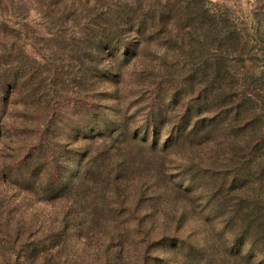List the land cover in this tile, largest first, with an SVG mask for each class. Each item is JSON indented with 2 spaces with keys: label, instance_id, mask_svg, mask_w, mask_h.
Returning a JSON list of instances; mask_svg holds the SVG:
<instances>
[{
  "label": "rangeland",
  "instance_id": "374dc122",
  "mask_svg": "<svg viewBox=\"0 0 264 264\" xmlns=\"http://www.w3.org/2000/svg\"><path fill=\"white\" fill-rule=\"evenodd\" d=\"M208 1L241 29L256 59L246 66L264 80V0ZM31 3L0 0V66L27 75L14 88L0 73V264H248L227 255L234 235L188 170L190 158L210 149L161 152L193 94L181 68L197 66L195 56L186 60L173 42L168 48L163 31L143 41L123 35L130 55L97 51L92 37L63 32ZM29 73L37 75L32 89ZM159 116L171 124L157 139L146 125ZM114 131L127 142L112 143ZM118 145L136 161L115 158ZM79 172L83 182L47 190L56 173ZM192 185L199 188L190 192Z\"/></svg>",
  "mask_w": 264,
  "mask_h": 264
},
{
  "label": "trees",
  "instance_id": "16d2710c",
  "mask_svg": "<svg viewBox=\"0 0 264 264\" xmlns=\"http://www.w3.org/2000/svg\"><path fill=\"white\" fill-rule=\"evenodd\" d=\"M31 1L41 15L59 21L63 32L79 28L81 33L92 37L94 50L116 55L123 48L130 55V47L120 43L123 35L135 34L143 41L163 31L168 48L173 42L186 60L195 56L197 66L186 64L181 68V78L193 94L161 152L179 147L210 149L207 156L190 158L188 170L196 183L204 181L210 210L220 216L224 231L234 235L227 255L248 264H264L255 262L258 255L264 258V80L256 78L253 68L246 66L256 60L247 54L249 41L222 7L212 8L208 0H135L132 5L121 0H94L95 4L87 7L83 0ZM233 62L242 67L232 66ZM3 68L0 66L2 77L6 76L4 87L17 88L19 81L27 78L24 71L21 76L12 75L11 69ZM31 74L27 79L30 89L37 86V75ZM248 79L255 83H247ZM253 85L256 87L251 90ZM228 90H231L229 97L221 95ZM33 92L35 96L42 91L40 88ZM169 124L170 120L159 116L146 126L158 139ZM102 134L100 137H104L105 133ZM116 136L112 143L127 142L123 131H114L112 137ZM138 138L132 137L133 144ZM152 144V150H156L159 141ZM120 146L111 150L117 151L115 158L136 161L138 156L133 149L126 146L121 152ZM52 157L56 158L54 153ZM56 174L47 190L62 192L73 182L87 178L86 174L79 177L80 172L74 179ZM197 186L186 189L194 192ZM248 242V254L243 255Z\"/></svg>",
  "mask_w": 264,
  "mask_h": 264
}]
</instances>
